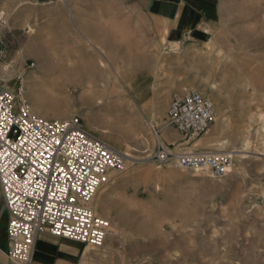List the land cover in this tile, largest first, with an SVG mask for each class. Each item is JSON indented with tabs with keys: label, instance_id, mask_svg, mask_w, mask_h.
Returning a JSON list of instances; mask_svg holds the SVG:
<instances>
[{
	"label": "rangeland",
	"instance_id": "rangeland-1",
	"mask_svg": "<svg viewBox=\"0 0 264 264\" xmlns=\"http://www.w3.org/2000/svg\"><path fill=\"white\" fill-rule=\"evenodd\" d=\"M35 1L40 5L32 6ZM200 1L202 10L180 28L194 29L166 34L163 41V24L130 0H0L8 24L0 20V86L16 91L22 86L20 72L43 77L48 88L40 93L22 86L33 114L55 121L77 118L89 135L129 155L125 168L111 172L99 191L106 208L97 215L117 236L107 235L100 249L81 245L87 255L78 264H264V0ZM120 8L134 31L131 36L114 34L109 17ZM28 26L42 35L60 36L59 44L54 50L26 49ZM79 27L103 54L81 36L78 43L71 40ZM204 28L211 48L200 35ZM84 48L96 64L110 62L123 75L118 80L111 73L116 87L109 86L108 94L111 102L116 94L120 98L112 119L80 94L78 78L60 75L63 70L56 65L58 58L65 65L77 63ZM6 64L16 73L6 74ZM244 65L254 70L262 88L244 93L238 82ZM208 85L214 89H205ZM192 88L212 102L217 122L195 136L170 126L165 132L182 144L179 152H238L233 153L231 172L219 179L151 159L158 147L152 128L160 135L173 95ZM192 138L199 143L184 144Z\"/></svg>",
	"mask_w": 264,
	"mask_h": 264
},
{
	"label": "built area",
	"instance_id": "built-area-1",
	"mask_svg": "<svg viewBox=\"0 0 264 264\" xmlns=\"http://www.w3.org/2000/svg\"><path fill=\"white\" fill-rule=\"evenodd\" d=\"M0 48L1 57V41ZM33 67L32 63L28 69ZM21 91V83L16 91L0 86V195L8 213L6 264H34L35 242L41 234L101 246L110 225L89 204L108 183L109 172L125 167L126 157L85 132L77 118L50 122L33 114L28 103L19 99ZM213 123L214 106L201 93L183 89L173 95L167 124L175 131L195 136ZM152 131L158 136L155 128ZM151 159L213 179L226 176L230 164L229 155L172 153L161 144Z\"/></svg>",
	"mask_w": 264,
	"mask_h": 264
},
{
	"label": "bare ground",
	"instance_id": "bare-ground-1",
	"mask_svg": "<svg viewBox=\"0 0 264 264\" xmlns=\"http://www.w3.org/2000/svg\"><path fill=\"white\" fill-rule=\"evenodd\" d=\"M39 5H40V3L38 1H35L34 3H32V6H39ZM121 8L119 10H117L116 12H114L112 15H110L109 18H110L111 24H113L115 26V30H114L115 36L122 38V36H131V34L134 31L132 30L131 24L129 23L127 18L125 17L126 18V20H125V18L123 17V14H122L123 12H122ZM4 16H5L4 13H0V20H2V25H8V24H6L7 21L4 19ZM27 34L29 35L30 40L27 44L26 49H31V48H38L41 50L45 49V48H51L52 49L53 47L55 48V46H57L59 44L60 39H61L60 36L53 35V34L42 35L40 33H36L35 30L30 26H28ZM80 36L86 41V43H87V45H89V47L96 50L100 54L104 53L103 48L101 46L97 45L92 39H90L88 37V35H86V33L81 29V27L76 28L75 32L71 33L70 37H71L72 41H75L78 43V41L80 40L79 39ZM209 37H210L209 34H207L205 36L206 41H207L206 42L207 48H211V45L209 44L211 39ZM163 41H166V40L163 39ZM137 43H139V42H137ZM140 44H141V42H140ZM141 45H143V44H141ZM178 45H180V43H178ZM54 48H53V50H54ZM142 48H145V44ZM135 49L136 48H134V50ZM82 51H85V52L83 54H80L79 59H78L77 63H75V64L71 63V64L65 65L64 64L65 60H63L62 58L57 59L58 61H57L56 65L58 66V68H62V70H63L60 75H64L65 77H70V78H78L79 83L76 85V88L80 89V94L83 96L84 95L87 96L91 106L95 105V108H96L98 113H105V118L107 120L112 119V117H113L112 110H114L116 107H118V105H119L118 102H119L120 98H119V94H116L115 95V101L111 102L112 101L111 99L113 98L112 93L108 94L109 86H112L113 88L116 87V82H112V80H111L112 79L111 73L113 71L118 80H122L123 75L120 72H118L119 69L113 68L110 62L108 64H104V62L98 61V64H96L94 61L93 55L89 53L88 48H84V49H82ZM170 51H176V49H173V50L171 49ZM135 52H136V54L140 53V51H138V49ZM203 52L206 54L210 53V51H207V52L203 51ZM43 62L46 64L48 63L45 60ZM116 67H118V66L116 65ZM248 67L249 66L244 65L243 68L241 69L242 70L241 74L238 75V82L241 83L242 85H244V87L247 91V92L244 91V93H248L251 91L254 92L257 90L258 87L262 88L261 83L256 78H254V76H253L254 70L253 69L249 70ZM2 69L6 74H12L13 75L16 73V68L12 65L6 64L3 66ZM244 72H246V73L244 74ZM18 76H20V78H21L22 86L32 87L38 93H40L43 90L48 88V85L44 81L43 77L36 76V75L28 77V76H25L22 72H20L18 74ZM49 76H54V74L51 73ZM206 88L212 90V89H214V86L208 85L205 87V89ZM193 90H196V89H193ZM201 93H203V91H201ZM24 94H25L24 87H22V91H21V94L19 97L21 98V101L27 102L26 99L24 98ZM36 109L38 112H40V105L38 103L36 104ZM153 110L155 111V108ZM39 116L50 121V122L55 121L54 117H50L48 115H39ZM154 116H155V113H153V115L148 119L152 122L154 119ZM252 116H254V115L250 114V116H249V120H251V121L254 120L252 118ZM166 117H167V115H166ZM217 120H218L217 114H215V111H214V122L216 123ZM166 126H168L167 121H166V123L162 124L160 127L158 126L160 129V132H161L160 135L155 136L153 134L156 145L157 146L159 144L165 145L170 152L180 153L179 147L182 144L176 142L175 140H170L168 138V136L165 132ZM248 127H250V126H248ZM191 140H194V144H196L198 142V140H195V138H192L189 141H185L184 144H188L189 142H192ZM220 145H222V144L220 143ZM184 150H186V149H184ZM233 153L237 154L238 152L234 151ZM233 153H232V155L231 154L229 155L230 156V164L228 166V172H231V170H232ZM124 156L127 158L129 157V155H127V154H124ZM166 164L168 165V163H166ZM117 171H119V170H117ZM111 172H113V171H111ZM111 172H109L108 178H109V175ZM228 172H227V174H228ZM195 173H199V172H195ZM99 191L97 192V194L95 195V197L93 198L91 203L89 204V206L91 207V209L93 210V212L96 215L98 214L99 209L104 210L106 208V206L103 203L104 194H101V193L99 194ZM108 235H110L112 237H116L117 232L114 229L110 228ZM103 245H104V243L101 246H95L93 248L94 249H100V248H103ZM86 255H87V253L84 251L82 254L80 262L84 260Z\"/></svg>",
	"mask_w": 264,
	"mask_h": 264
},
{
	"label": "crops",
	"instance_id": "crops-1",
	"mask_svg": "<svg viewBox=\"0 0 264 264\" xmlns=\"http://www.w3.org/2000/svg\"><path fill=\"white\" fill-rule=\"evenodd\" d=\"M135 3L144 14L164 26L161 39L166 40V34H186L192 31L194 25H189L188 30H180L186 25L188 19L200 12V0H130ZM209 34L208 29H201V37ZM193 37L187 35V38ZM186 38V39H187ZM4 53V46H3ZM8 213L4 207L3 199L0 195V264H6L5 257L7 251L6 227ZM81 245L70 241L57 239L47 234L37 237L33 253L34 264H78L81 260Z\"/></svg>",
	"mask_w": 264,
	"mask_h": 264
},
{
	"label": "snow or ice",
	"instance_id": "snow-or-ice-1",
	"mask_svg": "<svg viewBox=\"0 0 264 264\" xmlns=\"http://www.w3.org/2000/svg\"><path fill=\"white\" fill-rule=\"evenodd\" d=\"M0 135H2V133H0ZM57 143L59 144L60 141H57ZM161 159H163V157H161ZM97 223H102V221H97ZM93 235H95V233H93Z\"/></svg>",
	"mask_w": 264,
	"mask_h": 264
},
{
	"label": "water",
	"instance_id": "water-1",
	"mask_svg": "<svg viewBox=\"0 0 264 264\" xmlns=\"http://www.w3.org/2000/svg\"><path fill=\"white\" fill-rule=\"evenodd\" d=\"M0 52H1V48H0Z\"/></svg>",
	"mask_w": 264,
	"mask_h": 264
}]
</instances>
